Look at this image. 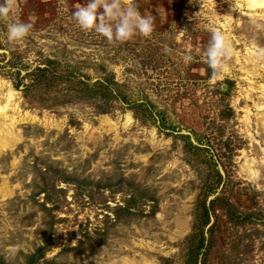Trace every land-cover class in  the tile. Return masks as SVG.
<instances>
[{
  "label": "rangeland",
  "instance_id": "obj_1",
  "mask_svg": "<svg viewBox=\"0 0 264 264\" xmlns=\"http://www.w3.org/2000/svg\"><path fill=\"white\" fill-rule=\"evenodd\" d=\"M85 2L0 18V264H264L262 10L134 0L152 32L109 42ZM209 28L232 49L211 82Z\"/></svg>",
  "mask_w": 264,
  "mask_h": 264
},
{
  "label": "clouds",
  "instance_id": "obj_2",
  "mask_svg": "<svg viewBox=\"0 0 264 264\" xmlns=\"http://www.w3.org/2000/svg\"><path fill=\"white\" fill-rule=\"evenodd\" d=\"M13 12V0H0V18L9 16ZM75 23L84 30H93L107 41H125L134 34L148 36L153 30L152 17L141 15L134 0H129L126 6H121L120 0H86L71 12ZM28 22L12 20L6 25V39L9 43L22 39L29 31ZM208 41L203 50L204 63L211 70V79L217 71L223 68V61L232 54V49L225 35L209 28ZM168 51L167 48L164 49ZM257 56L264 55V49H258ZM185 63L190 62L191 56L183 57Z\"/></svg>",
  "mask_w": 264,
  "mask_h": 264
},
{
  "label": "bare ground",
  "instance_id": "obj_3",
  "mask_svg": "<svg viewBox=\"0 0 264 264\" xmlns=\"http://www.w3.org/2000/svg\"><path fill=\"white\" fill-rule=\"evenodd\" d=\"M245 2L248 8L254 9V10L260 9L262 10L260 14L264 15V0H245ZM13 100H14V90L13 88L9 87L8 92H7V97H6V104H0V115L3 114V112L5 111L9 103L14 102ZM255 104L260 107L262 106L263 103L256 102ZM248 117H249V114L246 113L245 119H248ZM262 117H263V114H261V117H259V119ZM261 125L264 127V120H261ZM2 141H3V138L0 137V147L2 145ZM246 165L249 168L248 171L254 174L256 173L255 169L250 167L251 166L250 163H247ZM131 261L132 260H127L126 264H128V262H131ZM140 264H152V263H150L148 260H143V262Z\"/></svg>",
  "mask_w": 264,
  "mask_h": 264
}]
</instances>
